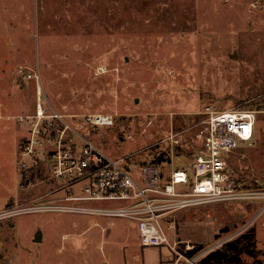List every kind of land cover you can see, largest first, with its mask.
Returning a JSON list of instances; mask_svg holds the SVG:
<instances>
[{"label": "rangeland", "instance_id": "obj_1", "mask_svg": "<svg viewBox=\"0 0 264 264\" xmlns=\"http://www.w3.org/2000/svg\"><path fill=\"white\" fill-rule=\"evenodd\" d=\"M207 106L258 111L254 141L229 160L264 188V0H0V264L168 261L128 217L36 208L53 202L40 198L50 172L46 147L26 145L36 129L64 128L59 112L112 158L169 175L201 149ZM97 112L114 123H77ZM263 206L193 205L163 224L189 253L232 244L242 251L227 264H263Z\"/></svg>", "mask_w": 264, "mask_h": 264}, {"label": "built area", "instance_id": "obj_2", "mask_svg": "<svg viewBox=\"0 0 264 264\" xmlns=\"http://www.w3.org/2000/svg\"><path fill=\"white\" fill-rule=\"evenodd\" d=\"M39 98L37 117L42 118L46 114L45 109L41 113ZM257 113L246 107L207 106L197 132L202 147L192 165L173 168L168 175L156 162L137 166L124 157L112 158L55 112L50 117L61 118L66 126L36 129V136L26 145V153L34 151L30 146L46 147L45 164L50 172L52 188L40 198L53 202L36 208L128 217L138 223L143 245L169 249V264H203L207 254L182 249L178 239L168 234L163 220H171V214L193 205L264 200V188L245 181L229 160L238 147L254 141ZM114 120L111 113L97 112L84 115L83 122L77 123L101 125ZM87 201L90 203H84ZM172 226L169 222L168 227Z\"/></svg>", "mask_w": 264, "mask_h": 264}, {"label": "trees", "instance_id": "obj_3", "mask_svg": "<svg viewBox=\"0 0 264 264\" xmlns=\"http://www.w3.org/2000/svg\"><path fill=\"white\" fill-rule=\"evenodd\" d=\"M241 250V249H240ZM238 247L230 244L226 248L214 250L211 253L207 254L203 259V264H227L229 256L234 255L238 251L241 252ZM246 250V246L244 247Z\"/></svg>", "mask_w": 264, "mask_h": 264}, {"label": "bare ground", "instance_id": "obj_4", "mask_svg": "<svg viewBox=\"0 0 264 264\" xmlns=\"http://www.w3.org/2000/svg\"><path fill=\"white\" fill-rule=\"evenodd\" d=\"M38 91H39V97H40V96L42 97V95H43V90H42V86H41V84H40V86H39ZM43 109H44V106L42 105L41 108H40L41 113H42Z\"/></svg>", "mask_w": 264, "mask_h": 264}, {"label": "crops", "instance_id": "obj_5", "mask_svg": "<svg viewBox=\"0 0 264 264\" xmlns=\"http://www.w3.org/2000/svg\"><path fill=\"white\" fill-rule=\"evenodd\" d=\"M173 168H177V167H173ZM173 168H172V169H173ZM172 169H171V170H172ZM165 173H166V172H165ZM166 174H167V173H166ZM65 235H66V234H65ZM168 260H169V258H168ZM164 262H165L164 264H168V261H167V260L164 261ZM161 263H162V261H161ZM103 264H107V263H103ZM263 264H264V263H263Z\"/></svg>", "mask_w": 264, "mask_h": 264}, {"label": "flooded vegetation", "instance_id": "obj_6", "mask_svg": "<svg viewBox=\"0 0 264 264\" xmlns=\"http://www.w3.org/2000/svg\"><path fill=\"white\" fill-rule=\"evenodd\" d=\"M43 195V194H42ZM41 196V195H40Z\"/></svg>", "mask_w": 264, "mask_h": 264}]
</instances>
